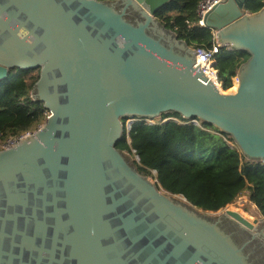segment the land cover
<instances>
[{"label": "water", "instance_id": "obj_1", "mask_svg": "<svg viewBox=\"0 0 264 264\" xmlns=\"http://www.w3.org/2000/svg\"><path fill=\"white\" fill-rule=\"evenodd\" d=\"M169 1L0 0V80L38 70L31 98L49 114L0 150V264H264L263 217L207 216L116 148L122 120L175 113L264 162V6L226 0L204 18L249 56L223 93L207 56L155 18Z\"/></svg>", "mask_w": 264, "mask_h": 264}, {"label": "trees", "instance_id": "obj_2", "mask_svg": "<svg viewBox=\"0 0 264 264\" xmlns=\"http://www.w3.org/2000/svg\"><path fill=\"white\" fill-rule=\"evenodd\" d=\"M199 1L170 0L155 18L178 40L208 50L214 36L210 29L198 25ZM263 6L264 0H247L244 11L256 13ZM248 58L245 52L220 49L216 70L223 90H233L232 79ZM29 73L10 72L7 79L0 80V149L8 139L36 132L49 115L42 103L31 98L38 75ZM125 121L122 120L124 131L116 148L128 159H134L138 172L156 180L162 190L181 195L207 212H218L247 194L248 201L264 218V162L245 159L223 139L226 135L208 124L200 123L202 128L187 124L175 113L163 115L153 124L136 119L128 129ZM229 141L233 145L230 138Z\"/></svg>", "mask_w": 264, "mask_h": 264}, {"label": "built area", "instance_id": "obj_3", "mask_svg": "<svg viewBox=\"0 0 264 264\" xmlns=\"http://www.w3.org/2000/svg\"><path fill=\"white\" fill-rule=\"evenodd\" d=\"M226 0H200L197 8H196V17L198 20V25L199 26H204V18L205 16L217 5L224 3ZM222 47L217 44L216 40L214 39V43L212 45V47L208 50H205L203 48H194V50L200 49V51H202L208 58V60L210 61V65H209V69H203V73H209L210 76L216 81V87L220 90H222V85L219 83L218 78H217V70H216V57L220 54V49ZM227 50H229L228 48H226ZM215 64V67L213 66ZM233 80V79H232ZM183 124H193L199 128L201 127L200 122L197 121H188V122H182ZM130 126V125H129ZM29 133L25 134L22 137L19 138H11L8 139L2 146L0 150L3 149H9L13 146H15V144L17 142H19L21 139H23L25 136H28ZM223 139L230 144L229 138L228 137H223ZM136 161H138V158L135 157ZM153 175H155V172H153Z\"/></svg>", "mask_w": 264, "mask_h": 264}, {"label": "rangeland", "instance_id": "obj_4", "mask_svg": "<svg viewBox=\"0 0 264 264\" xmlns=\"http://www.w3.org/2000/svg\"><path fill=\"white\" fill-rule=\"evenodd\" d=\"M38 73H39L38 70H34V71H31L28 75L29 76H31V75L32 76H36V75H38ZM233 82H234V79L232 81V86H233ZM232 86L230 88H232ZM221 91L223 93H230L229 89H226V90L222 89ZM160 120L161 119L158 118V119H155V120H146V122L149 123V124H153L154 122H158ZM133 121H134V119L127 118L126 121H125V127H127V129H128L129 125ZM192 121H196V120H192ZM197 122H199V121H197ZM230 146L232 148L235 147L234 143H233V145H232V143H230ZM133 160L134 159L130 158V161H133ZM176 199L181 200V197H177ZM225 209L238 213L239 215H241L243 218H245L249 222H252L254 219H259L260 218V215L255 210L254 206L251 203H249L246 194H244L243 196H240L238 199H236V201L233 204L228 205ZM220 212L221 211L212 213V212L205 211V212H202V213L207 215V216H215V215H219L218 213H220Z\"/></svg>", "mask_w": 264, "mask_h": 264}, {"label": "flooded vegetation", "instance_id": "obj_5", "mask_svg": "<svg viewBox=\"0 0 264 264\" xmlns=\"http://www.w3.org/2000/svg\"><path fill=\"white\" fill-rule=\"evenodd\" d=\"M129 18L133 19L135 18V16L133 14H130L129 15ZM221 212L218 213L219 215H221L222 213H224L225 211H228L226 210L225 208L220 210ZM219 212V211H218ZM230 231H232L234 234H235V238L237 239V241L239 242L238 244L241 246V244H243V240H244V237H243V234H239L237 229L233 226H230L229 228ZM256 252L253 253V259H255L257 262H261V260L264 262V250H260L256 247L255 249Z\"/></svg>", "mask_w": 264, "mask_h": 264}, {"label": "bare ground", "instance_id": "obj_6", "mask_svg": "<svg viewBox=\"0 0 264 264\" xmlns=\"http://www.w3.org/2000/svg\"><path fill=\"white\" fill-rule=\"evenodd\" d=\"M237 86H238V81L236 79H234V88L233 90L230 91V93H234L237 89ZM241 216V215H240ZM242 217V216H241ZM245 219V218H244ZM248 221V220H247Z\"/></svg>", "mask_w": 264, "mask_h": 264}, {"label": "crops", "instance_id": "obj_7", "mask_svg": "<svg viewBox=\"0 0 264 264\" xmlns=\"http://www.w3.org/2000/svg\"><path fill=\"white\" fill-rule=\"evenodd\" d=\"M213 34V33H212ZM247 195V194H246ZM250 203V202H249ZM252 204V203H251ZM253 205V204H252ZM254 206V205H253ZM255 210L257 211L256 207L254 206ZM258 212V211H257ZM259 214V213H258ZM261 217V216H260Z\"/></svg>", "mask_w": 264, "mask_h": 264}]
</instances>
